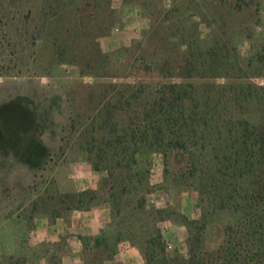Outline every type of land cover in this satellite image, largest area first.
Wrapping results in <instances>:
<instances>
[{"label": "rangeland", "instance_id": "rangeland-1", "mask_svg": "<svg viewBox=\"0 0 264 264\" xmlns=\"http://www.w3.org/2000/svg\"><path fill=\"white\" fill-rule=\"evenodd\" d=\"M195 37L196 45L204 49L226 44L230 59L221 75L164 78L167 70L151 67L152 60L160 57L158 52L181 58L186 48L179 54L178 44ZM140 82L235 84L249 86L263 97L264 0H0V107L27 98L20 103L22 113L17 104L14 108L24 117L27 139L15 143L33 144L31 134L36 129L50 152L43 167L31 169L19 162L13 149L0 148V264L20 262L13 251L31 228V219L49 216L54 209L69 214L63 197L78 192L71 173L86 162L78 134L68 142L72 107L81 115L91 114L94 104L88 87ZM251 109L264 113V100L256 98ZM1 115L6 117L2 111ZM169 164L173 174L167 176L164 155H153L149 209L173 208L191 220L208 212L210 222L221 226L235 222L221 211V200L209 195L212 174L200 178L202 194L175 175L184 163H177L174 154ZM211 166L213 162L207 166L210 171ZM153 194L156 206L149 202ZM162 236L166 253L188 255L186 227L167 224ZM221 236L219 230L212 234L214 247Z\"/></svg>", "mask_w": 264, "mask_h": 264}, {"label": "trees", "instance_id": "trees-1", "mask_svg": "<svg viewBox=\"0 0 264 264\" xmlns=\"http://www.w3.org/2000/svg\"><path fill=\"white\" fill-rule=\"evenodd\" d=\"M183 41L177 52L185 46L181 58L158 52L160 57L152 60L153 69L167 70L164 78L211 79L226 69V44L204 49L196 45V37ZM88 90L93 109L81 115L72 107L68 142L78 134L85 160L107 176L97 189L71 192L62 202L69 213L107 205L111 221L98 237L84 239V264H104L125 245L137 248L145 264H264V123L256 120L264 119V113L251 109L253 101L264 96L249 86L211 82L102 83ZM25 100L20 97L0 107L6 113L0 116V148L13 149L19 162L39 169L50 152L38 131L31 134L33 144L15 143L27 139L20 104ZM15 107L21 108L19 115ZM156 153L165 157L167 176L173 174L169 159L174 154L177 163H184L175 175L202 194L200 178L212 174L209 195L221 200V211L235 222L221 226L210 222L208 212L191 220L173 208L149 209ZM60 215L56 209L49 213L53 219ZM177 222L188 230L187 256L168 254L163 247V226ZM215 230L222 234L216 247L211 242Z\"/></svg>", "mask_w": 264, "mask_h": 264}, {"label": "crops", "instance_id": "crops-1", "mask_svg": "<svg viewBox=\"0 0 264 264\" xmlns=\"http://www.w3.org/2000/svg\"><path fill=\"white\" fill-rule=\"evenodd\" d=\"M71 174L78 192L97 189L106 176L105 172L95 171L87 161ZM31 221V228L18 239L13 251L21 264H84V239L98 237L110 223L111 212L107 205H102L89 211L74 210L54 219L36 216ZM170 230L175 232L173 228ZM106 264H145V260L137 248L125 245Z\"/></svg>", "mask_w": 264, "mask_h": 264}, {"label": "built area", "instance_id": "built-area-1", "mask_svg": "<svg viewBox=\"0 0 264 264\" xmlns=\"http://www.w3.org/2000/svg\"><path fill=\"white\" fill-rule=\"evenodd\" d=\"M128 18V17H127ZM154 172V171H153ZM149 202L151 203V204H154L155 203V206L158 204L157 203V201L155 200V197H153V196H150V200H149ZM167 249L169 250V249H172V246L170 245V244H168L167 243Z\"/></svg>", "mask_w": 264, "mask_h": 264}]
</instances>
